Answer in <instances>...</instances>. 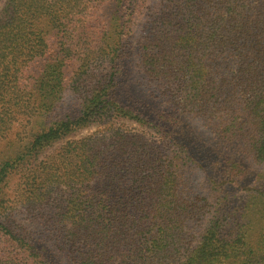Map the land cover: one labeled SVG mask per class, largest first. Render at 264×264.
Returning <instances> with one entry per match:
<instances>
[{
    "label": "trees",
    "instance_id": "obj_1",
    "mask_svg": "<svg viewBox=\"0 0 264 264\" xmlns=\"http://www.w3.org/2000/svg\"><path fill=\"white\" fill-rule=\"evenodd\" d=\"M0 147V264H264V0H0Z\"/></svg>",
    "mask_w": 264,
    "mask_h": 264
},
{
    "label": "rangeland",
    "instance_id": "obj_2",
    "mask_svg": "<svg viewBox=\"0 0 264 264\" xmlns=\"http://www.w3.org/2000/svg\"><path fill=\"white\" fill-rule=\"evenodd\" d=\"M94 129H87V130H84V131H82L81 133H80V135H86L87 133H89V132H92ZM3 146V145H2ZM1 147H0V152H1Z\"/></svg>",
    "mask_w": 264,
    "mask_h": 264
}]
</instances>
